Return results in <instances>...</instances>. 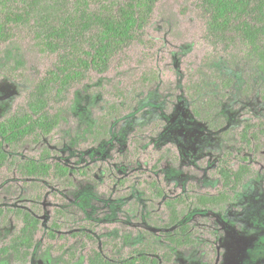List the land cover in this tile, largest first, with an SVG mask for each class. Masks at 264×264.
Masks as SVG:
<instances>
[{"label": "rangeland", "instance_id": "374dc122", "mask_svg": "<svg viewBox=\"0 0 264 264\" xmlns=\"http://www.w3.org/2000/svg\"><path fill=\"white\" fill-rule=\"evenodd\" d=\"M196 1L158 0L138 39L113 56L105 72L89 70L63 102L53 104L52 112L59 110L61 120L50 135L14 154L13 162L39 160L42 150H48L47 163L63 165L67 175L28 179L14 163L0 169V208L31 209L42 220L27 264H87L92 248L117 260L144 241L169 250V264H264V146L252 160L255 175L231 202L187 212L183 220L192 225L193 246L175 249L154 225L166 210L162 199L151 196L148 181H158L164 198L216 193L218 158L225 150L241 154L237 134L242 124L264 119L259 93L264 74L245 60L233 66L223 59L212 64L233 79L220 106L230 134L209 129L190 112L187 72L207 50ZM56 61V54L34 45L28 30H17L0 44V120L24 104L28 91ZM206 85L208 95L222 92L216 83ZM124 99L129 101L126 111L108 121L107 136L93 140L107 104ZM6 216L0 246L20 225ZM53 219L60 227L49 239ZM9 263L0 257V264Z\"/></svg>", "mask_w": 264, "mask_h": 264}, {"label": "trees", "instance_id": "16d2710c", "mask_svg": "<svg viewBox=\"0 0 264 264\" xmlns=\"http://www.w3.org/2000/svg\"><path fill=\"white\" fill-rule=\"evenodd\" d=\"M157 1L0 0V44L10 41L15 31L28 30L39 50L57 55L54 67L35 82L24 104L0 120V169L14 163L28 179H46L53 173L68 174L69 170L63 165L47 163L48 150H42L39 160L13 162L14 154L24 144L37 143L43 136L50 135L61 120L59 110L52 112L53 104L63 102L69 88L86 78L89 70L105 72L112 57L138 39ZM196 7L204 24L203 40L207 50L200 64L187 72L185 96L192 115L225 137L230 131L225 128L220 106L233 79L222 76L212 64L223 59L233 66L238 60H245L264 74V0H197ZM147 79L143 77L144 81ZM211 82L222 90L218 97L208 95L206 84ZM259 93L264 102V82ZM123 101L107 104L106 112L97 118L93 140L107 136L108 121L128 108L129 101ZM237 142L243 152L237 155L225 150L213 169L220 183L216 193L185 192L164 198L157 180L147 182L151 196L163 201L165 218L155 221L154 225L170 246L183 250L196 243L192 225L183 220L190 208L225 206L244 182L255 175L252 160L260 157L264 146V119L245 121L237 134ZM7 214L18 219L20 225L0 246V257H8L9 264H27L42 229V220L31 209L9 207L0 208V224ZM59 227L53 219L46 236L55 239ZM171 259L169 250L144 241L117 260L107 256L101 248H92L87 264H169Z\"/></svg>", "mask_w": 264, "mask_h": 264}]
</instances>
